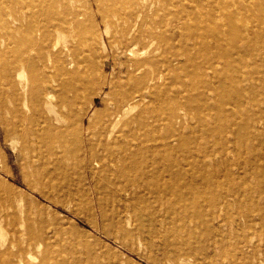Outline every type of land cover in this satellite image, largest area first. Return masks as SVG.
<instances>
[{
  "label": "bare ground",
  "instance_id": "bare-ground-1",
  "mask_svg": "<svg viewBox=\"0 0 264 264\" xmlns=\"http://www.w3.org/2000/svg\"><path fill=\"white\" fill-rule=\"evenodd\" d=\"M250 56L264 0H0V264H264Z\"/></svg>",
  "mask_w": 264,
  "mask_h": 264
},
{
  "label": "rangeland",
  "instance_id": "rangeland-1",
  "mask_svg": "<svg viewBox=\"0 0 264 264\" xmlns=\"http://www.w3.org/2000/svg\"><path fill=\"white\" fill-rule=\"evenodd\" d=\"M99 20L100 19L98 17L97 21ZM246 61L248 62V69L253 71V75L252 74L251 75L253 76L252 80L254 83L255 91L253 92L252 90L253 93L249 96V98L251 99V102L248 103V100H247V102L242 107L243 113L241 112V118H247V119L255 118L257 121L255 124L250 125L249 131H248L249 133L244 134L242 132H239L237 134V137L233 141H235L241 148L248 150L250 152L249 156L247 155L245 156V161H247L248 159L251 163V169L248 170V176H247L248 181L247 182L250 185L252 184L256 186L258 189L250 193V196L247 197V199H241L240 201H233L234 204L232 205L236 207L240 203L241 204L245 203V206H247L249 213H251V210L254 211L255 208L256 209L260 207L264 208V178H263L264 177V158H263L264 157L263 155L264 154V65H263L264 61H262L261 59H256L255 57H251V56L250 58L248 57ZM256 84H258V86ZM102 98H103V94L94 97L95 107H98V108L103 107ZM248 134H251L249 136V137L252 136L251 139H248L247 137ZM261 151L263 154L261 153ZM17 155H18V149L16 145L12 142V140L6 139L3 132H1L0 130V165L6 164L7 167L12 168L17 176V179L14 182L19 186H23L19 178L20 177V165L17 160ZM234 163H236V160ZM234 170L236 172H239V170L242 171L241 169L238 170V167H236L235 165H234ZM252 170L254 171L257 170L260 176L256 178V176L250 173ZM52 205L58 211L68 216L73 217L65 209L60 208L54 204ZM76 219L78 221L77 225L79 227L90 228L89 225L84 220H81V218H76ZM254 227L258 229L257 230L255 228L256 229L255 235L249 232ZM254 227L251 229L248 227H245L244 229L241 228L239 230H236L237 227H235L233 231L236 233H241L242 230L248 231L249 232L248 234L250 235V238L251 240H253L254 243H259L263 245L264 244V225L262 226L260 225V223L256 222ZM108 241L117 246L115 242L111 240H108ZM138 248L140 252L142 253L148 252L147 255L152 257V259L156 261L158 264H182L179 262H175L169 258H165L163 255L159 254L158 252L154 250L149 251L141 244L138 245ZM228 251L229 249L222 250V254L220 256L219 255L218 257L215 256V258L219 261V263L223 261L226 262L225 260H223L224 258H222L221 256L225 253H228ZM126 252L129 253V258L132 261H134V264H151L146 260V257H144L143 255H138L137 253L131 254L129 251H126Z\"/></svg>",
  "mask_w": 264,
  "mask_h": 264
}]
</instances>
